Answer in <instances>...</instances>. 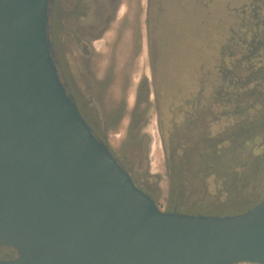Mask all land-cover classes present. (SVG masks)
I'll return each instance as SVG.
<instances>
[{
  "label": "water",
  "instance_id": "obj_1",
  "mask_svg": "<svg viewBox=\"0 0 264 264\" xmlns=\"http://www.w3.org/2000/svg\"><path fill=\"white\" fill-rule=\"evenodd\" d=\"M50 0H0V264H264V198L164 211L82 117L58 73Z\"/></svg>",
  "mask_w": 264,
  "mask_h": 264
},
{
  "label": "rangeland",
  "instance_id": "obj_2",
  "mask_svg": "<svg viewBox=\"0 0 264 264\" xmlns=\"http://www.w3.org/2000/svg\"><path fill=\"white\" fill-rule=\"evenodd\" d=\"M249 1L251 0H162L160 8L163 11L159 14L155 5L156 0H125L120 18L105 35V42L110 40V43L117 35L111 46L114 55L113 61L120 62L121 57L126 55L130 58L135 56L134 78L136 82L142 81L143 83L142 96L145 97L147 90L151 89V85L156 91L157 99L155 101L152 99L149 103V120L146 125L151 143H154V150L151 151L148 159L147 171L154 176L152 181L158 189L155 203L161 210L167 211L166 209H168L166 204L168 189L166 156L171 158V156L185 152L195 137L190 131L193 130L200 135L202 129H207L211 134H216L218 131L221 132L227 124H230L229 119L225 117L226 114H222L225 110L223 104L218 103L217 98L212 97L215 88L212 77L210 80L202 81L199 89L196 85L194 94L198 91V95L196 94V97L192 98L193 103L191 102L194 105V112L191 116L193 123L187 125L185 113L192 107L191 105L189 107L190 100L186 98V94L177 90L180 85L174 87L175 80L167 75V70L171 74L170 76L182 74L185 69L190 71L193 64L194 67L198 64L197 58L201 59L202 68L211 67L214 60L219 57L220 47L225 40L224 36L227 35L230 25L235 22L232 14ZM157 20H160L162 25L161 34L155 28L158 24ZM148 22L152 24V26L149 25V28H147ZM202 29L206 30L208 35L201 34L199 41H195L194 34ZM108 49L106 45L102 46V54L108 55ZM54 52L59 72L63 75L66 66L64 48L61 43L54 45ZM159 53H161L160 56ZM171 79L169 92H174V101L170 99L171 93H163V85H161L163 80L170 81ZM74 93L76 99L81 103L83 99L79 93L76 91ZM133 101L134 89L131 91L128 102L132 104ZM248 133H245L243 138L247 137ZM251 133H255V136L249 143L246 138L242 141L245 145L238 146L235 151L230 147L226 148L223 159L226 162L236 159L245 160L250 167L254 164V168H260L264 180V160L259 162L254 158L256 154L264 156V125L258 129L255 128ZM110 143L116 146L119 142L112 137ZM209 183L214 189L213 178L209 179ZM227 200L225 196L218 198L213 195L212 198L205 199V202L202 201L204 202L202 204H210L219 208L226 204ZM246 200V196L235 199L233 204L236 207L233 205L231 210L241 211L237 204ZM178 202L180 204L176 208L178 211L200 214V209L197 207L193 209L197 202L195 199L182 197ZM227 209L229 208L226 207V212L230 213L231 211Z\"/></svg>",
  "mask_w": 264,
  "mask_h": 264
},
{
  "label": "trees",
  "instance_id": "obj_3",
  "mask_svg": "<svg viewBox=\"0 0 264 264\" xmlns=\"http://www.w3.org/2000/svg\"><path fill=\"white\" fill-rule=\"evenodd\" d=\"M232 15L235 22L230 25L226 36L224 33L225 40L220 47L219 57L211 67L202 68L201 59L197 58L198 64L195 67L193 64L190 71L185 69L182 74L170 76L167 70V75L175 80L174 87L180 85L176 89L188 95L190 103L198 95L196 91L193 96L195 87L198 86L199 89L202 81L213 77L215 88L212 97L223 104L225 110L222 114H226L225 117L230 121V124L216 134H211L207 129H202L200 135L190 131L195 137L185 152L171 158L166 156L167 211L179 207L178 201L182 197L195 199L197 202L193 209L197 207L200 209L199 213L217 215L226 214V207L231 211L229 214L244 212L264 198V180L260 168H254V164L250 167L245 160L226 162L223 159L226 148L230 147L235 151L238 146L245 145L242 141L246 138L249 143L255 136L251 132L264 125V0H251ZM157 23L156 31L161 34L160 20ZM201 34L208 35L206 30L196 31L194 40L199 41ZM172 79L161 82L163 93L169 92ZM173 93L171 101L175 99ZM191 109L192 107L189 110ZM185 117L187 125L193 123L190 114H185ZM247 132L248 136L243 138ZM254 158L259 162L264 160L263 154H256ZM210 178L215 181L214 189L209 183ZM213 195L218 198L225 196L227 203L219 208L202 204ZM242 196H246L247 200L237 204L241 211H232L235 199ZM216 209L221 211H214Z\"/></svg>",
  "mask_w": 264,
  "mask_h": 264
},
{
  "label": "flooded vegetation",
  "instance_id": "obj_4",
  "mask_svg": "<svg viewBox=\"0 0 264 264\" xmlns=\"http://www.w3.org/2000/svg\"><path fill=\"white\" fill-rule=\"evenodd\" d=\"M124 1L50 0L48 32L53 47L61 43L64 48L66 69L61 75L57 65L58 73L82 117L122 163L133 182L155 198L158 189L152 181L154 176L147 171L151 140L146 125L149 103L157 99L156 91L151 85L145 97L142 96L143 83L134 78L135 56L126 55L120 62L113 61L111 46L117 35L113 42H105L108 30L121 16ZM161 4L162 0H156L159 14L163 11ZM149 25L152 26L148 22L147 28ZM104 45L109 48L108 55L101 52ZM132 89L134 101L130 104ZM75 91L83 99L81 103L76 99ZM186 98L190 99L188 95ZM193 112L194 105L185 114L192 116ZM112 137L118 145L110 143ZM172 211L186 213L177 209ZM15 256L13 249L0 245V259Z\"/></svg>",
  "mask_w": 264,
  "mask_h": 264
},
{
  "label": "bare ground",
  "instance_id": "obj_5",
  "mask_svg": "<svg viewBox=\"0 0 264 264\" xmlns=\"http://www.w3.org/2000/svg\"><path fill=\"white\" fill-rule=\"evenodd\" d=\"M154 150V143L152 142L150 145V151Z\"/></svg>",
  "mask_w": 264,
  "mask_h": 264
},
{
  "label": "built area",
  "instance_id": "obj_6",
  "mask_svg": "<svg viewBox=\"0 0 264 264\" xmlns=\"http://www.w3.org/2000/svg\"><path fill=\"white\" fill-rule=\"evenodd\" d=\"M159 208V207H158ZM160 209V208H159ZM235 264H251V263H235Z\"/></svg>",
  "mask_w": 264,
  "mask_h": 264
}]
</instances>
